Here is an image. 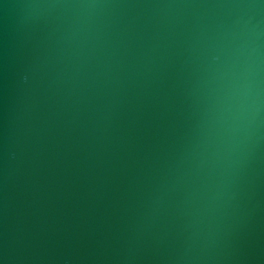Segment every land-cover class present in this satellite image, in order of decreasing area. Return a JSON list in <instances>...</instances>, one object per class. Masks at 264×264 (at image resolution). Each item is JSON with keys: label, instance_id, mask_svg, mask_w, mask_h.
<instances>
[{"label": "water", "instance_id": "water-1", "mask_svg": "<svg viewBox=\"0 0 264 264\" xmlns=\"http://www.w3.org/2000/svg\"><path fill=\"white\" fill-rule=\"evenodd\" d=\"M0 264H264V0H0Z\"/></svg>", "mask_w": 264, "mask_h": 264}]
</instances>
